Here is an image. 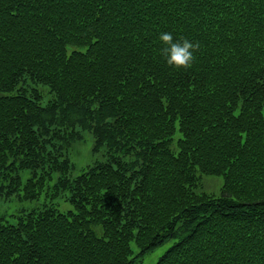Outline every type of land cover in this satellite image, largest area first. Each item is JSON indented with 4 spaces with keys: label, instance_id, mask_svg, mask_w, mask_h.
I'll use <instances>...</instances> for the list:
<instances>
[{
    "label": "trees",
    "instance_id": "obj_1",
    "mask_svg": "<svg viewBox=\"0 0 264 264\" xmlns=\"http://www.w3.org/2000/svg\"><path fill=\"white\" fill-rule=\"evenodd\" d=\"M77 128L109 159L72 177ZM44 192L73 208L0 218V264H264V0H0V198Z\"/></svg>",
    "mask_w": 264,
    "mask_h": 264
},
{
    "label": "rangeland",
    "instance_id": "obj_2",
    "mask_svg": "<svg viewBox=\"0 0 264 264\" xmlns=\"http://www.w3.org/2000/svg\"><path fill=\"white\" fill-rule=\"evenodd\" d=\"M22 91L27 92V94L32 97H35L34 94L40 96V103L42 105L48 104L55 98V94L48 85L35 82L29 76H25L19 82L14 93H20ZM76 131H79V137L72 140H66L65 142L68 144L63 150L65 157H68L72 164V177L85 172L90 166H94L97 162L107 161L109 159V152L106 147H101L99 150H95V138L92 133L87 130H81V128H77ZM179 136L180 135L177 134L176 139ZM125 160L133 161L134 158L126 157ZM19 173L23 185L32 176L30 170H22ZM58 176V173L53 175L54 181ZM54 181L48 180L45 190H50L49 187ZM221 184V177H208L207 186L211 187V189L218 191ZM46 201H53L55 208L61 212H66L73 208L70 202L66 200V195L64 193H61L58 197L52 199L51 197L46 196V193L44 192L38 199L34 200H24L20 198L18 193H15L12 196L0 198L1 222L16 224L18 222V216L21 213L33 211V209L38 211L41 208V204ZM175 241L176 239L165 241L163 244L145 254L141 262H136L135 264H156L160 257L166 253ZM132 248L134 256L139 252V249L135 243L132 244Z\"/></svg>",
    "mask_w": 264,
    "mask_h": 264
},
{
    "label": "clouds",
    "instance_id": "obj_3",
    "mask_svg": "<svg viewBox=\"0 0 264 264\" xmlns=\"http://www.w3.org/2000/svg\"><path fill=\"white\" fill-rule=\"evenodd\" d=\"M159 39L165 47L161 54L165 57L169 66L177 69H190L195 61L194 53L199 51V42L193 43L186 38L174 39L171 33H161Z\"/></svg>",
    "mask_w": 264,
    "mask_h": 264
}]
</instances>
